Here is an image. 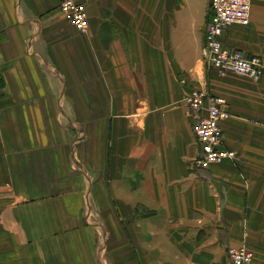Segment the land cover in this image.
<instances>
[{
	"label": "crops",
	"instance_id": "obj_1",
	"mask_svg": "<svg viewBox=\"0 0 264 264\" xmlns=\"http://www.w3.org/2000/svg\"><path fill=\"white\" fill-rule=\"evenodd\" d=\"M85 2L82 35L61 0H0L10 264H229L241 247L264 264V70L251 81L205 66L210 0ZM251 3L250 25L221 40L264 69V0ZM193 91L225 101L234 160L195 166Z\"/></svg>",
	"mask_w": 264,
	"mask_h": 264
},
{
	"label": "built area",
	"instance_id": "obj_2",
	"mask_svg": "<svg viewBox=\"0 0 264 264\" xmlns=\"http://www.w3.org/2000/svg\"><path fill=\"white\" fill-rule=\"evenodd\" d=\"M251 0H210L209 21L205 31L202 60L207 68L220 76L235 75L251 81L262 77L263 63L257 56L227 48L221 38L229 27H248ZM59 13L79 34H86L89 17L85 0H61ZM184 105L193 117V134L200 148L195 166L209 169L234 160L236 153L223 147L221 123L229 117L225 101L205 91H193L184 96ZM229 264H254L253 254L246 248L228 250Z\"/></svg>",
	"mask_w": 264,
	"mask_h": 264
},
{
	"label": "rangeland",
	"instance_id": "obj_3",
	"mask_svg": "<svg viewBox=\"0 0 264 264\" xmlns=\"http://www.w3.org/2000/svg\"><path fill=\"white\" fill-rule=\"evenodd\" d=\"M197 1L200 3V5L203 4L204 2V0H197ZM7 241L9 240L6 238L5 239L0 238V264H10L9 259L13 258V256L9 255V247H8L9 243L7 244ZM50 245L56 246L55 242L53 244L50 243ZM20 255L21 254H19V257Z\"/></svg>",
	"mask_w": 264,
	"mask_h": 264
},
{
	"label": "trees",
	"instance_id": "obj_4",
	"mask_svg": "<svg viewBox=\"0 0 264 264\" xmlns=\"http://www.w3.org/2000/svg\"><path fill=\"white\" fill-rule=\"evenodd\" d=\"M214 96V95H213Z\"/></svg>",
	"mask_w": 264,
	"mask_h": 264
}]
</instances>
